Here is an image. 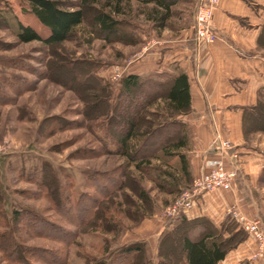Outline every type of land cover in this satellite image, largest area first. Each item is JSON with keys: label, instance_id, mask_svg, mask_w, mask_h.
Wrapping results in <instances>:
<instances>
[{"label": "rangeland", "instance_id": "374dc122", "mask_svg": "<svg viewBox=\"0 0 264 264\" xmlns=\"http://www.w3.org/2000/svg\"><path fill=\"white\" fill-rule=\"evenodd\" d=\"M59 1L64 7L82 2ZM205 2L180 0L164 26L152 18L154 5L132 1L114 15L120 23L109 36L96 25L102 3L90 0L85 22L74 34L47 46L17 36L20 23L50 35L30 11V0H0L6 18L0 22V245L3 235L18 244L8 254L0 249V264H158L161 258L172 264L180 259L181 230L190 234L192 229L181 226L163 244L161 239L172 228L168 207L196 177L182 189L170 184L182 161L163 148L177 128L153 132L169 119L158 97L164 88L151 89L149 83L130 95L123 93L121 82L140 67L147 70L151 61L176 67L162 60L166 45L177 48L193 41L199 47L197 18ZM260 44L264 48V28ZM118 70L121 77L114 78ZM146 100L150 106L144 107ZM256 113L246 141L264 133V117ZM131 119L140 127L130 141L134 156L129 158L117 139ZM186 126L182 131L190 147L183 151L190 156L194 148ZM236 180L235 186L250 196L247 177L238 168ZM251 190L264 222V173ZM226 215L222 221L227 217L243 230L233 215ZM138 242L145 246V256L132 261L124 249Z\"/></svg>", "mask_w": 264, "mask_h": 264}, {"label": "crops", "instance_id": "0c3cea01", "mask_svg": "<svg viewBox=\"0 0 264 264\" xmlns=\"http://www.w3.org/2000/svg\"><path fill=\"white\" fill-rule=\"evenodd\" d=\"M214 24L220 35L217 42L200 47L193 41L183 42L177 48L166 45L162 60L172 61L176 67H159L151 61L153 66L147 70L140 67L137 74L185 72L190 80L192 108L179 117L189 124L191 149H194L190 156L183 151L188 161L187 171L182 164L180 173L172 175L170 184L174 189L187 187L206 170L205 162L209 159H222L227 167L237 166L247 177L250 196L246 189L236 186L233 190L207 192L186 213L189 219L207 217L220 228L232 206H238L250 217L260 218L261 209L255 202L257 194L251 186L264 173V133L246 141L244 115L247 107L258 104L259 90L264 87V48L260 44L264 0H222L215 11ZM224 140L232 143L231 149L213 146ZM170 193L175 192L172 189ZM256 251L255 241L249 235L219 264H245V261L264 264V260L252 258Z\"/></svg>", "mask_w": 264, "mask_h": 264}, {"label": "trees", "instance_id": "16d2710c", "mask_svg": "<svg viewBox=\"0 0 264 264\" xmlns=\"http://www.w3.org/2000/svg\"><path fill=\"white\" fill-rule=\"evenodd\" d=\"M96 1H100L103 7L101 12L96 17V25L101 32L110 36L117 31V26L120 23V21L116 20L114 15L122 14L123 7L132 1H138L144 5H154L152 9V18L156 21H161V24L165 26L166 21L172 16L173 6L178 4L180 0ZM88 2H90V0H82L80 5L64 7L59 0H30V11L36 15L43 25L50 29V35L44 37L32 27L20 23L17 36L22 42L40 41L47 46L61 44L62 42L68 40L70 36L74 34L76 28L85 22L84 7ZM2 20H6V18L4 14L0 13V22ZM149 83L151 84V89L164 88L163 94L158 97H161L164 100L165 106L163 109H165L169 115L167 122L159 124L158 127L154 128L153 132H157L159 130L158 128L176 125L175 128L177 129L175 130L176 134H174V138L168 145L164 146L163 150L169 155L178 153L186 172L188 161L183 150L190 147L189 138L187 134L182 131V129L186 127V124L176 117L190 112L192 108L191 84L189 77L185 72H178L175 74L164 72L156 76L148 77H141L137 74H129L123 77L121 86L123 93L131 95L135 89H141L143 85ZM143 95L146 97V92H143ZM146 102L147 100L145 103ZM145 103L144 107L148 106V104L150 106V103ZM258 110L264 117V87L259 90L258 104L253 107L246 108L244 115V134L248 131L250 132V129L253 127L251 126V120L255 117L254 115L257 114L256 112ZM139 127L140 123L131 119L128 122L127 128H125V130L118 135L117 142L119 143L121 152L124 156H128L129 158L134 156L130 141L139 136V133L137 132ZM150 136L151 133L149 134V137ZM161 186L163 185L161 184ZM142 196L145 201L149 200L145 191L142 192ZM20 216L21 210L14 214L13 219L16 218L15 221H17ZM173 219L171 221L172 228L165 233L164 237H162L161 244H163V242L171 237L175 232L178 233L181 226L184 228L190 227L192 231L190 234H184L185 230H181V257L180 259H177L176 262L172 261V264H219L220 261L225 259L230 251L237 248L247 239V233L243 231L244 229L238 230L236 228V226L238 227L237 223H228V220L230 219L227 217L224 218L225 221H222L220 228H216V226L207 217L189 219L186 213H182ZM190 228L188 229L191 230ZM194 232H199L200 234L197 235ZM5 236L6 235L2 236L4 241H2L0 249L8 254V252L17 248L18 244L14 237L10 236L5 238ZM124 251L126 254H132V261H135L136 257H139L138 255L144 259L146 250L143 243L138 242L130 244L126 249H124ZM161 253L159 254L160 257ZM143 262L145 263V261ZM145 264H148V262ZM158 264L166 263L161 258Z\"/></svg>", "mask_w": 264, "mask_h": 264}, {"label": "built area", "instance_id": "2783aa9c", "mask_svg": "<svg viewBox=\"0 0 264 264\" xmlns=\"http://www.w3.org/2000/svg\"><path fill=\"white\" fill-rule=\"evenodd\" d=\"M220 1L206 0L198 13L196 40L199 47L204 43L213 44L220 38L219 33L214 28L215 9ZM120 77L121 71H115L114 78ZM213 146H220L223 150H229L232 148V143L229 140H224L219 145L218 143H214ZM233 158H237V155H234ZM236 178V166L227 167L222 159H209L206 161V170L194 179L192 187L185 190L180 198L168 207V217L187 213L197 203L199 198L207 192L219 189L232 190L235 187ZM227 213L233 215L239 225L253 237L257 251L252 258L264 260V227L262 221L258 217L248 216L238 206H232Z\"/></svg>", "mask_w": 264, "mask_h": 264}]
</instances>
